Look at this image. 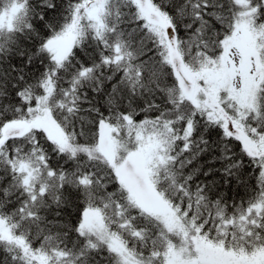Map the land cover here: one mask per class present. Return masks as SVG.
Here are the masks:
<instances>
[{
	"label": "snow or ice",
	"instance_id": "6c2138e0",
	"mask_svg": "<svg viewBox=\"0 0 264 264\" xmlns=\"http://www.w3.org/2000/svg\"><path fill=\"white\" fill-rule=\"evenodd\" d=\"M0 264H264V0H0Z\"/></svg>",
	"mask_w": 264,
	"mask_h": 264
}]
</instances>
